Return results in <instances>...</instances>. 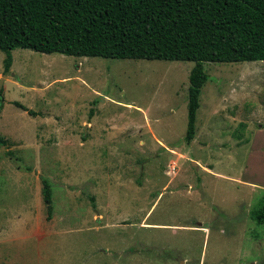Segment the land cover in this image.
I'll return each mask as SVG.
<instances>
[{"label": "rangeland", "instance_id": "374dc122", "mask_svg": "<svg viewBox=\"0 0 264 264\" xmlns=\"http://www.w3.org/2000/svg\"><path fill=\"white\" fill-rule=\"evenodd\" d=\"M12 53L0 264H264V61L204 62L189 143L195 61Z\"/></svg>", "mask_w": 264, "mask_h": 264}, {"label": "trees", "instance_id": "16d2710c", "mask_svg": "<svg viewBox=\"0 0 264 264\" xmlns=\"http://www.w3.org/2000/svg\"><path fill=\"white\" fill-rule=\"evenodd\" d=\"M16 48L104 58L195 61L190 73L188 127L196 134L204 62L264 61V0H0L4 73ZM5 96L0 94V117ZM36 115L33 109L14 101ZM0 146L12 141L0 133ZM53 187L43 179L52 215ZM264 223V201L252 212Z\"/></svg>", "mask_w": 264, "mask_h": 264}, {"label": "crops", "instance_id": "0c3cea01", "mask_svg": "<svg viewBox=\"0 0 264 264\" xmlns=\"http://www.w3.org/2000/svg\"><path fill=\"white\" fill-rule=\"evenodd\" d=\"M97 218H98V220H100V221H103V217H102V215H98V216H96ZM148 219V217H147V215H145L144 217H143V219H142V221L140 222V226L141 227H144V228H146L145 226L146 225H148L147 223H146V220ZM102 223V222H101ZM132 223H130V224H128V225H131ZM112 225V224H111ZM120 225V224H119ZM113 226V225H112ZM111 226V227H112ZM123 226V225H122ZM98 227H101L100 225L98 226Z\"/></svg>", "mask_w": 264, "mask_h": 264}, {"label": "water", "instance_id": "95a60500", "mask_svg": "<svg viewBox=\"0 0 264 264\" xmlns=\"http://www.w3.org/2000/svg\"><path fill=\"white\" fill-rule=\"evenodd\" d=\"M4 79L5 78H2L1 80H0V94H1V92H2V90H3V82H4ZM195 163V162H194ZM196 164V163H195Z\"/></svg>", "mask_w": 264, "mask_h": 264}]
</instances>
